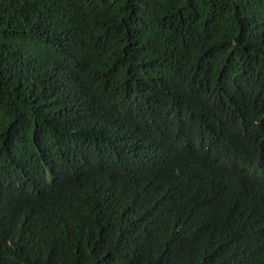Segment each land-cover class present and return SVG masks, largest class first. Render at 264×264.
<instances>
[{
  "label": "trees",
  "instance_id": "16d2710c",
  "mask_svg": "<svg viewBox=\"0 0 264 264\" xmlns=\"http://www.w3.org/2000/svg\"><path fill=\"white\" fill-rule=\"evenodd\" d=\"M0 264H264V0H0Z\"/></svg>",
  "mask_w": 264,
  "mask_h": 264
}]
</instances>
